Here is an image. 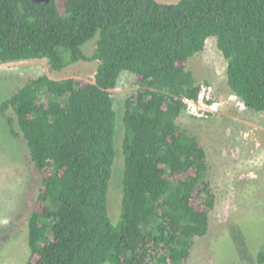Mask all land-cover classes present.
Wrapping results in <instances>:
<instances>
[{
  "label": "trees",
  "instance_id": "16d2710c",
  "mask_svg": "<svg viewBox=\"0 0 264 264\" xmlns=\"http://www.w3.org/2000/svg\"><path fill=\"white\" fill-rule=\"evenodd\" d=\"M92 56L83 46L95 38ZM215 36L227 82L264 112V0H0V63L47 59L60 71L97 60L93 81L47 74L0 104L42 176L28 220L25 264H186L210 229L216 195L201 140L179 119L201 83L187 66ZM123 71L137 88L125 103L124 174L110 213L117 157L111 90ZM264 264V250L258 252Z\"/></svg>",
  "mask_w": 264,
  "mask_h": 264
},
{
  "label": "rangeland",
  "instance_id": "374dc122",
  "mask_svg": "<svg viewBox=\"0 0 264 264\" xmlns=\"http://www.w3.org/2000/svg\"><path fill=\"white\" fill-rule=\"evenodd\" d=\"M61 12L64 1L57 0ZM172 3L179 0H158ZM99 33L84 46L92 56ZM97 60H81L57 71L47 59L0 63V104L32 78L47 74L54 79L68 77L93 81ZM200 83L214 88L215 97L225 101L220 111L208 119L188 114L179 122L195 134L207 149L209 179L216 203L210 211V229L196 237L186 264H259L264 250V112L240 110L229 101L227 60L215 36L206 48L187 64ZM137 88L135 76L123 71L111 90L117 112V157L111 179L110 213L120 210L124 174L123 139L126 99ZM0 112V264H25L30 256L28 220L35 208L42 176L31 159L26 140L10 131L7 116Z\"/></svg>",
  "mask_w": 264,
  "mask_h": 264
},
{
  "label": "built area",
  "instance_id": "2783aa9c",
  "mask_svg": "<svg viewBox=\"0 0 264 264\" xmlns=\"http://www.w3.org/2000/svg\"><path fill=\"white\" fill-rule=\"evenodd\" d=\"M187 114L197 119H208L220 111L225 101L215 97L214 88L206 82L201 83L197 99L185 98ZM229 101L240 110H246L245 102L235 93H230Z\"/></svg>",
  "mask_w": 264,
  "mask_h": 264
},
{
  "label": "water",
  "instance_id": "95a60500",
  "mask_svg": "<svg viewBox=\"0 0 264 264\" xmlns=\"http://www.w3.org/2000/svg\"><path fill=\"white\" fill-rule=\"evenodd\" d=\"M31 1L36 2V3H45V2L52 1V0H31Z\"/></svg>",
  "mask_w": 264,
  "mask_h": 264
}]
</instances>
